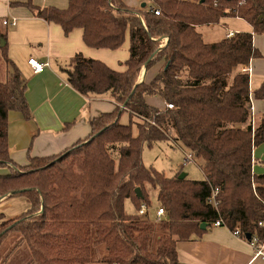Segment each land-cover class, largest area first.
Wrapping results in <instances>:
<instances>
[{"label":"trees","instance_id":"obj_1","mask_svg":"<svg viewBox=\"0 0 264 264\" xmlns=\"http://www.w3.org/2000/svg\"><path fill=\"white\" fill-rule=\"evenodd\" d=\"M148 1L144 9L121 0H68L65 9L27 3L65 35L81 29L87 47L116 50L127 38L128 57L121 71L80 52L70 58L63 69L69 85L82 94H109L114 107L89 120L84 138L56 154L29 156L24 165L9 156L7 130L9 111L30 115L26 84L6 45L0 46V166L10 169L0 175V198L23 196L29 203L14 218L0 210V243L17 231L35 264H87L96 246L105 250L103 264H181L177 242L201 236L215 221L244 238L264 234L258 226L264 220V173L252 171V149L264 142V116L252 125L249 77L241 69L260 57L252 36L264 33V0ZM226 16L243 19L250 31L204 42L197 26ZM150 95L160 96L164 107L149 105ZM255 96H263L261 88ZM123 112L127 123L120 120ZM163 140L198 159L204 179L147 167L143 147ZM148 187L156 189L165 211L160 220L151 221L147 210L138 213L142 204L150 205ZM126 199L137 214L125 213ZM154 226L161 233L150 249Z\"/></svg>","mask_w":264,"mask_h":264},{"label":"crops","instance_id":"obj_2","mask_svg":"<svg viewBox=\"0 0 264 264\" xmlns=\"http://www.w3.org/2000/svg\"><path fill=\"white\" fill-rule=\"evenodd\" d=\"M29 1L38 7L58 9H65L68 4V0H0V31L5 35V39L0 40L26 84L25 97L30 113L28 118L19 111L8 113L9 156L19 165L26 164L29 156L56 154L84 138L90 131L89 120L114 107L109 94H82L69 85L63 69L69 65L72 56L80 52L116 70H124L122 62L128 57V39L116 50L87 47L82 41L81 29H73L65 35L58 24L37 17L27 6ZM121 1L135 9H140L142 2L146 8L150 6L148 0ZM4 19L14 20V24H3ZM228 19L238 20L240 24L233 26L239 27L228 29L221 39L229 33L251 29L247 22L234 16L223 17L217 25L225 29ZM199 28L204 42H216L209 38L208 28L205 29L208 39ZM166 40L163 39L164 44ZM252 43L260 57L251 59L241 69L246 68L248 72L252 123L256 125L264 116V33L253 34ZM30 57L48 65L35 73L27 63ZM157 69H150L146 78H151ZM143 77L142 69L138 82ZM259 88L262 97L255 96ZM104 96L109 98L111 107ZM252 171L264 173V142L252 149ZM28 208L29 203L23 196L0 198V210L7 218L19 216ZM248 239L234 235L226 226H211L201 236L192 235L188 240L177 242L178 261L181 264H264L263 257L253 256Z\"/></svg>","mask_w":264,"mask_h":264},{"label":"rangeland","instance_id":"obj_3","mask_svg":"<svg viewBox=\"0 0 264 264\" xmlns=\"http://www.w3.org/2000/svg\"><path fill=\"white\" fill-rule=\"evenodd\" d=\"M144 8L146 7H143L140 9H144ZM237 24H240L238 20L228 19V23L226 24L225 29H223V27L219 24L218 25L213 24L209 27H205V26L201 27V25L197 26V30L200 27L199 28L201 29L200 31L204 32L205 34L206 33L205 29L208 28L207 30L209 31V34L211 35L209 38H212L215 41H219L221 39L220 37H222L228 29H234L233 27H236V28L239 27V26H233ZM164 38L166 37L162 38L161 46H162V43L164 42L163 41ZM206 38L208 39V34L206 35ZM4 68H5V65L3 64L2 59L0 57V78L3 77ZM113 69H117V68H113ZM119 71H121V69H119ZM103 99L108 104H110V107H111L109 98L104 96ZM145 99H146V102L153 107L162 108L165 105L162 98L158 95L146 96ZM120 120L123 123H127L128 115L126 112H123L121 114ZM135 131L136 130L134 129V133ZM188 153L189 152L185 148H183L181 145L174 143L171 140H163V141H157L153 143L152 146L145 145L142 150V160H143V163L147 167H152L155 170L162 171L166 176H174L179 172L180 173L184 172L186 173L187 178L191 180L204 179L203 173L200 169L199 160L195 158L186 160L185 156ZM9 171L10 169L7 166H0V175L6 174ZM147 189L150 192V205L146 207L147 216L151 221H153L155 219L154 212H155L156 207L158 206V203L156 200V189H151L149 187ZM124 211L127 214H137L136 208L133 206L131 201L128 199L124 201ZM14 217L15 216L7 218L5 216L6 219L14 218ZM160 233L161 231L156 226H154L153 230L150 233V238H149V248L150 249H153L155 247V240L160 235ZM93 251H94L93 256L90 262L92 264H99L97 263V261L100 262V258L103 255L105 250L101 246H96ZM0 262H3L4 264H35L31 261L30 252L26 244L24 243V241H21L20 235L17 231H9L3 237L0 243Z\"/></svg>","mask_w":264,"mask_h":264},{"label":"built area","instance_id":"obj_4","mask_svg":"<svg viewBox=\"0 0 264 264\" xmlns=\"http://www.w3.org/2000/svg\"><path fill=\"white\" fill-rule=\"evenodd\" d=\"M154 13L157 14L158 13V10L157 9H153ZM3 24H14V20H7V19H4L2 21ZM232 33H229L228 35L230 36ZM27 63L29 64V66L31 67L32 71L35 72V73H38V72H41L48 64L47 63H41L39 61H37L35 58H28L27 60ZM243 71H246V68H243L242 69ZM169 107H171L172 105L171 104H168ZM189 159H192V154L191 153H188L186 155V160H189ZM218 189L217 188H214L213 191H212V201L213 203L215 204V196H216V193H217ZM146 211V206H144V204H142L138 210V213L139 214H144ZM154 215H155V219L156 220H160L161 218H163L165 216V211L163 209V207L161 206H157L156 209H155V212H154ZM220 223L219 221H215L213 223V226H219ZM258 226H260L261 228H263L264 230V220L263 221H259L258 222ZM232 233L234 235H237V236H240V233L238 230H233ZM248 243L252 249V252H253V256L254 257H263L264 258V234L260 237L258 234L254 233V234H251L249 239H248Z\"/></svg>","mask_w":264,"mask_h":264},{"label":"water","instance_id":"obj_5","mask_svg":"<svg viewBox=\"0 0 264 264\" xmlns=\"http://www.w3.org/2000/svg\"><path fill=\"white\" fill-rule=\"evenodd\" d=\"M200 1H202V0H200ZM140 7H141V8L145 7V3L142 2L141 5H140ZM166 39H167V38H166ZM2 45H3V40H0V46H2ZM145 71H146V63L143 64V75L145 74ZM184 177H186V173H184V172H181V173L178 175V178H179V179H182V178H184ZM135 193H136L137 196H141V192H140V189H139L138 187L135 188ZM205 227H206V224H205V223H201V224H200V228H201V229H204ZM249 237H250V235L247 234V235H246V238L248 239Z\"/></svg>","mask_w":264,"mask_h":264}]
</instances>
